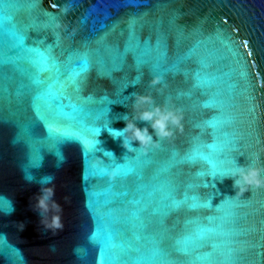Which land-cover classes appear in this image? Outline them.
I'll use <instances>...</instances> for the list:
<instances>
[{
    "label": "water",
    "instance_id": "obj_1",
    "mask_svg": "<svg viewBox=\"0 0 264 264\" xmlns=\"http://www.w3.org/2000/svg\"><path fill=\"white\" fill-rule=\"evenodd\" d=\"M22 7L24 11L18 15L13 12L18 21L26 15L35 19L41 9L60 14L57 20L60 27L52 31L58 30L61 35V50L56 55L68 57L61 65L62 73L68 72L77 58V53L69 56L70 49L90 54L93 67L75 98L91 110L104 104L109 112L110 128L125 127L123 117L130 112L131 102L124 105L111 101L124 103L119 93L130 83L133 85L123 95L151 90L158 104L170 97L182 109L184 120L182 132L176 131L172 138L160 141L146 152L137 166V177L110 184L114 172H109L107 178H95L91 171L108 162L103 155L105 151L111 152L117 163H123L125 156L135 155L123 147L122 138L101 126L97 137L100 151L91 159L86 157L79 142H49L44 136L45 128L37 119L41 113L33 109L36 89L30 82V65L6 66L0 72V235L3 237L0 264H97L98 250L89 239L96 219L101 227L115 225L124 229L125 234L121 232L120 238L125 244L148 246L149 241L133 238L137 230L133 227L134 213L146 208V219L154 223L149 215L151 209L160 206L169 193L178 194L177 190L192 179L191 173L195 171L194 167L183 165L167 171L176 162L174 152L181 156L203 153L208 151L210 143L223 144L230 139L241 144L242 151H247L250 157L260 152L264 163V151H261L264 149V0H38L35 10L31 5ZM131 19H135V30L141 39L152 38L153 49L146 53L149 60L156 62L155 42L159 39L161 47L166 45L167 50L163 67L181 62L179 73L164 74L165 84L157 85L160 91L150 89L149 81L155 73L147 69L138 85L129 79L137 74V66L130 57L122 69L112 71L116 46H123ZM53 39L48 34V42ZM193 44L198 45L195 58L185 60ZM198 61L207 65V72L216 78L213 88L207 91L209 95L219 94L228 136L220 129L215 135L208 131L205 121L216 117V112L201 107L205 95L194 86L193 79ZM181 92L192 95L178 97ZM136 123L141 128L148 126L157 139L147 121ZM29 124L38 135L25 138L20 135L21 126L27 129ZM73 127L70 122L63 131L71 134ZM132 145L138 148L139 142L133 141ZM236 161L237 165L249 163L246 155H237ZM26 173L33 177L31 182L25 179ZM49 175L54 177L53 199L62 209L63 227L55 231L45 228L33 210L39 182ZM206 180L214 185L204 190L212 191L214 204L236 195L238 189L233 186V178L207 177ZM241 196L247 199L240 201L245 207L240 209L235 221L228 215L216 222L229 233L222 237V242L231 249L235 264H264V187L252 186L236 195ZM228 212L226 209L225 213ZM52 214L50 211L47 216L50 218ZM211 214L183 209L173 213L164 226L167 243L171 245L186 231L185 221L190 217ZM153 234H161L160 228L154 227ZM77 249L81 250L79 254ZM170 259L183 262L186 258L173 253Z\"/></svg>",
    "mask_w": 264,
    "mask_h": 264
},
{
    "label": "snow or ice",
    "instance_id": "obj_2",
    "mask_svg": "<svg viewBox=\"0 0 264 264\" xmlns=\"http://www.w3.org/2000/svg\"><path fill=\"white\" fill-rule=\"evenodd\" d=\"M37 3L38 0H0V72L6 66L15 67L22 63L30 65L32 71L30 82L36 89L33 109L41 113L37 119L41 122V127L45 128L44 136L53 143L79 142L86 157L91 159L100 151L97 147L99 144L97 137L101 132V126L107 128L113 136L118 137L119 133L109 127V112L104 104H101L98 109L91 110L75 98V94L82 91V82L93 67L90 54L75 48L70 49L69 56L71 53H77V58L68 72L60 71L61 65L68 58L56 55V52L61 50V35L58 30L53 32L52 29L56 27L60 14L48 13L41 9L35 19L26 15L22 20H17V15L24 11L23 5H31L32 10H35ZM13 12L17 15H13ZM44 21L47 24L42 23ZM130 22L131 28L123 46H116L112 71L122 69L123 64L127 63L130 57L132 63L137 66V74L129 79L134 80L136 85L145 69L155 73L151 79L156 75L163 77L166 73H179L180 61L172 62L166 68L163 67V62L167 60V50L166 45L161 47L159 39L155 42L156 62L153 63L147 58L146 53L153 49L152 38L141 39L135 30V19H131ZM31 33L37 35L33 36ZM48 34L54 38L51 43L48 42ZM197 47V44L190 46L184 59L195 58ZM206 69L207 65L198 61V68L193 74L194 86L205 95L201 107L210 108L216 112V117L206 120L205 123L209 133L215 135L220 129L223 135L228 136L230 134L227 132V121L222 120L219 94L212 92L209 95L207 91L213 88L216 78ZM162 84H165L164 79L160 85ZM130 85L133 84L130 83L128 87ZM125 89L119 93L124 103L115 101L111 103L126 105L132 102L134 92L131 96H125L123 95ZM177 95L191 97L192 94L181 92ZM125 97L128 99L125 100ZM167 98L165 97V100ZM109 102L105 100V103ZM70 122L74 124L71 134L63 131ZM221 124L224 125L223 129ZM20 135L31 138L38 133L29 124L27 129L21 126ZM21 142L23 141H17V143ZM131 153L135 155L125 156L123 163H117L113 154L105 151L103 155L108 162L97 165L91 171L93 176L107 178L109 172H114V178L109 181L110 184L116 180L137 177L139 175L137 166L147 153L140 149ZM57 155L62 158L60 153ZM237 155H246L248 161L251 160L248 152L242 151V145L230 139L223 144L210 143L208 151L203 153H185L181 156L174 152L173 158L176 162L167 171L181 165L194 167L195 171L191 173L192 179L185 182L182 189L177 190L178 194L169 193L165 200L161 201L160 206L151 209L149 215L154 218V223L153 220L146 219L144 215L148 209H140L134 213L133 227L137 230L133 232V238L137 241H149L148 246L140 248L131 243L125 244V241L120 238V233L124 232V229L115 225L101 227L96 219L89 239L98 250L97 264H235L230 256L231 249L222 242V237H226L229 233L223 230V225H218L216 222L226 219L228 215L231 216L232 221H235L240 209L245 207L240 201L247 198L235 195L214 204L212 191L204 190L214 187L206 180L207 177H224L237 166ZM201 164L204 166L201 167ZM25 178L33 179L28 173L25 174ZM182 209L190 213L211 212L213 214L190 217L185 221L188 225L186 231L169 245L163 235L164 226L168 217ZM226 209L229 210L228 213H225ZM154 227H159L161 234H153ZM2 239L0 235V241ZM76 251L79 254L81 250ZM173 253L186 259L183 262L172 260L170 257Z\"/></svg>",
    "mask_w": 264,
    "mask_h": 264
},
{
    "label": "clouds",
    "instance_id": "obj_3",
    "mask_svg": "<svg viewBox=\"0 0 264 264\" xmlns=\"http://www.w3.org/2000/svg\"><path fill=\"white\" fill-rule=\"evenodd\" d=\"M56 27H60L59 23L56 24ZM162 79L163 77L160 75L153 76L149 81L150 89L156 88L157 91H160L161 89L157 88V85L161 84ZM133 97L130 112L123 117L125 127L122 130H115L119 133L118 137L122 138L123 147L129 152L140 149L146 153L150 148L157 147L161 140L172 138L176 131H183V111L172 103L170 97L163 104L156 103L151 90L134 93ZM138 120L147 121L154 130L157 139L153 138V133L149 132L148 126L139 127L136 123ZM133 141L139 142L138 148L133 147ZM224 177L233 178V186L238 189L236 195L242 194L251 186L264 187V163L261 162V153L254 152L247 165H237ZM26 180L32 181V179ZM53 180L54 177L51 175L41 179L39 192L34 194L33 210L38 213L39 221L45 228L55 231L61 229L63 225L60 216L62 209L53 199L55 195ZM50 211L53 214L49 218L47 214ZM52 250H55L54 246Z\"/></svg>",
    "mask_w": 264,
    "mask_h": 264
}]
</instances>
